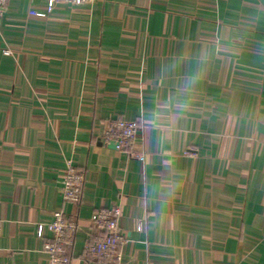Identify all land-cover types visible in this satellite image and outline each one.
<instances>
[{"label": "crops", "instance_id": "crops-1", "mask_svg": "<svg viewBox=\"0 0 264 264\" xmlns=\"http://www.w3.org/2000/svg\"><path fill=\"white\" fill-rule=\"evenodd\" d=\"M46 10L8 0L0 28V264H61L44 249L56 209L78 221L68 264H107L84 244L116 205L119 264H264V0ZM197 70L188 107L154 123ZM116 118L139 120L133 154L102 139ZM68 161L85 172L75 203Z\"/></svg>", "mask_w": 264, "mask_h": 264}, {"label": "built area", "instance_id": "built-area-1", "mask_svg": "<svg viewBox=\"0 0 264 264\" xmlns=\"http://www.w3.org/2000/svg\"><path fill=\"white\" fill-rule=\"evenodd\" d=\"M96 0H47V10L37 12L39 16H46L53 12L60 4L76 6L79 4H92ZM8 0H0V28L6 14ZM4 54H12L10 48L3 49ZM139 132V120H127L116 118L106 124L102 139L114 142L118 150L133 154ZM68 173L61 187L62 200L67 203H75L80 199L85 181V172L71 162H67ZM122 208L120 205L101 207L92 214V221L97 232L87 236L84 244L86 256L92 260L107 264H119L123 260L121 247L125 243V237L120 226ZM39 225L38 236H42V227ZM52 232L53 237L44 245V249L55 263L68 264L70 262V249L75 245L78 233V221L71 218L63 209H56L52 213L50 221L45 223Z\"/></svg>", "mask_w": 264, "mask_h": 264}, {"label": "clouds", "instance_id": "clouds-1", "mask_svg": "<svg viewBox=\"0 0 264 264\" xmlns=\"http://www.w3.org/2000/svg\"><path fill=\"white\" fill-rule=\"evenodd\" d=\"M200 76L199 70L195 75H189L183 81V83L177 88L174 93V98L166 100L154 113V123L163 124L166 118L171 113L179 115L188 107L187 95L195 87ZM173 189L171 187L165 189L163 183H161L159 192V203L161 207L167 204L169 197L172 195Z\"/></svg>", "mask_w": 264, "mask_h": 264}, {"label": "water", "instance_id": "water-1", "mask_svg": "<svg viewBox=\"0 0 264 264\" xmlns=\"http://www.w3.org/2000/svg\"><path fill=\"white\" fill-rule=\"evenodd\" d=\"M111 144H112L114 147H116V145H115V143H114V142H111Z\"/></svg>", "mask_w": 264, "mask_h": 264}]
</instances>
